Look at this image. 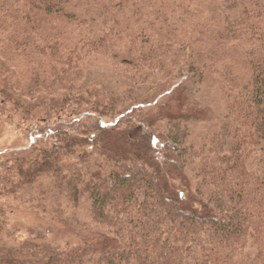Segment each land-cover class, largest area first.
<instances>
[{"label": "trees", "instance_id": "16d2710c", "mask_svg": "<svg viewBox=\"0 0 264 264\" xmlns=\"http://www.w3.org/2000/svg\"><path fill=\"white\" fill-rule=\"evenodd\" d=\"M95 55L114 71L103 92ZM181 68L215 76L228 126L186 144L185 93L164 131L131 138L145 73ZM0 113L28 144L0 163V264H264V0H0Z\"/></svg>", "mask_w": 264, "mask_h": 264}, {"label": "rangeland", "instance_id": "374dc122", "mask_svg": "<svg viewBox=\"0 0 264 264\" xmlns=\"http://www.w3.org/2000/svg\"><path fill=\"white\" fill-rule=\"evenodd\" d=\"M142 4L144 7L141 6ZM153 5L157 6L155 3H153ZM136 9H139L141 14H146L150 11L147 5L140 1L137 3V6L128 8L125 13L129 16L131 12ZM139 18L137 25L131 27V31H137V27H146L145 24L148 23L147 19H144L142 15H139ZM123 20L126 21L125 19ZM123 26L121 22L120 27ZM191 35L193 36V34ZM202 38H205V40L202 41ZM196 39L197 42L202 41V43L209 42V44H211L205 35ZM238 50L237 48L236 51L232 53L229 52L225 60V66L228 68L227 71L230 72L229 75L232 78L233 76L235 78L244 77L245 73V65L238 57ZM187 51L189 52V50ZM186 57L187 54L184 53L180 59ZM221 69H223V67H221ZM177 71V74L170 73L171 75L165 78L163 75L155 74L150 70L145 73V76L148 75V78L140 88L143 102L141 103L142 107L137 112V116H141L142 121L139 124L131 125L134 130L131 128V130L128 131L129 136L134 140L137 139L138 134L135 131V127H138V129L142 128L143 130L150 127L151 131L157 130L162 132L164 131L166 123L164 118H176L181 116L180 110L182 107L184 108L185 93H188V105L191 106L192 104L194 106V108L191 109V115L186 112V116L189 115V117H192V121L188 123L187 126L188 135L186 144H192L197 147L202 142L207 141L217 131L228 126L229 122L225 116V96L215 76L208 77L206 74V76L202 77L200 82H193L192 80L184 81L186 70L181 68ZM196 73H199L198 69H196ZM229 75L227 74V76L231 78ZM85 77L88 79L87 82L93 89L101 92H103L102 89L105 86L112 88V82L115 81L113 78L114 71H112L111 67L108 65L107 59H104L102 55H95V57H91L87 60L85 65ZM177 83L178 85H175ZM179 84H181L180 87ZM8 117L7 114L2 115L0 113V163L11 156L23 155L28 147L25 138L19 133V130H16L15 126L7 124L6 121L9 120ZM12 118L13 122L17 123L16 117ZM104 124L109 125V121L105 120ZM180 125L179 127L182 129L186 124ZM122 129H124V126ZM150 136H152L151 140L154 141V148L159 149L164 145V140L158 138L157 134H151ZM112 143L114 145L111 146L110 149L113 151H129H126L129 149L128 146L126 147V145L118 139L113 140ZM30 215L31 213L27 209L20 208L15 215V220H18L21 224L25 222L29 225L32 223L29 220L31 217ZM59 231H62V229H59Z\"/></svg>", "mask_w": 264, "mask_h": 264}]
</instances>
